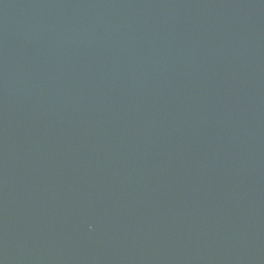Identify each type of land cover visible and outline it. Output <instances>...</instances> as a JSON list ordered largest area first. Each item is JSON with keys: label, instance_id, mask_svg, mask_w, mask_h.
<instances>
[{"label": "water", "instance_id": "water-1", "mask_svg": "<svg viewBox=\"0 0 264 264\" xmlns=\"http://www.w3.org/2000/svg\"><path fill=\"white\" fill-rule=\"evenodd\" d=\"M0 264H264V0H0Z\"/></svg>", "mask_w": 264, "mask_h": 264}]
</instances>
